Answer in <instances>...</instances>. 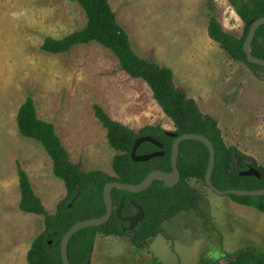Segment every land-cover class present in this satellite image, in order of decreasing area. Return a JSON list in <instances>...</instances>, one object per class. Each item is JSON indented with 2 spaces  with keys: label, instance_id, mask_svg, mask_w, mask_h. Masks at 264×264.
Returning <instances> with one entry per match:
<instances>
[{
  "label": "rangeland",
  "instance_id": "obj_1",
  "mask_svg": "<svg viewBox=\"0 0 264 264\" xmlns=\"http://www.w3.org/2000/svg\"><path fill=\"white\" fill-rule=\"evenodd\" d=\"M134 52L170 69L174 83L218 122L228 146L264 166V72L233 61L208 36L210 11L202 0H108ZM213 15L224 32L240 38L245 27L227 0ZM85 13L68 0H0V264H27V253L44 231L42 216L19 209L17 170L29 177L46 212L54 214L66 189L35 141L20 135L16 117L28 97L38 117L52 123L69 160L85 173L114 177L119 153L94 114L103 108L135 132L147 126L175 131L147 84L124 73L112 52L97 43L67 54L41 50L46 38L62 39L84 29ZM189 186L202 197L200 213L179 214L137 252L127 237L96 238L90 264H198L245 246L264 251V213L218 196L202 181Z\"/></svg>",
  "mask_w": 264,
  "mask_h": 264
},
{
  "label": "trees",
  "instance_id": "obj_2",
  "mask_svg": "<svg viewBox=\"0 0 264 264\" xmlns=\"http://www.w3.org/2000/svg\"><path fill=\"white\" fill-rule=\"evenodd\" d=\"M77 3L87 19L84 29L62 39L46 38L41 50L51 55L67 54L71 49L90 43H97L109 50L117 58L121 70L133 79H141L150 89L153 99L161 111L171 120L178 136L193 134L209 139L216 152V162L212 183L220 191L264 190V166L234 146H228L222 137L218 122L204 115L196 102L189 99L186 92L174 83L173 73L166 67L141 58L132 47L127 32L119 25L108 0H68ZM208 5L210 19L209 38L220 45L235 62L246 64L251 70L264 68L249 64L243 52L248 35L249 23L264 18V0H227L244 24L245 31L236 38L222 29L213 15L215 0H202ZM255 58L264 60V25L259 28L251 44ZM97 120L107 132L109 146L117 153L113 159L114 177L102 171L85 173L80 164H74L58 137L52 123L38 117L34 101L28 97L18 110L17 128L21 136L38 143L52 162V173L63 182L66 197L57 206L54 214L46 212L39 198L34 194L29 177L20 167L17 170L21 194L19 209L25 214L42 216L44 231L34 240L27 253V264H63L61 242L66 233L77 223L99 219L106 214L103 199L104 186L109 182L139 185L154 171L172 173L171 154L174 139L162 128L147 126L135 132L112 120L102 107L93 106ZM141 137H151L163 145V157L148 162H133L131 152L135 141ZM159 151L150 143L142 144L137 155ZM209 162L208 149L194 141L183 142L180 146L178 169L181 181L168 187L163 181H155L146 191L131 194L113 190L111 197L113 214L109 221L99 227H92L76 233L68 244L70 264H90L97 236L127 237L139 252L147 249L148 242L161 233L163 224L179 214L196 211L200 213L201 195L189 186L194 179L204 182ZM257 170L261 178L243 177L240 174L249 169ZM83 193L74 201L77 190ZM232 201L244 207L255 208L264 213V197L230 196ZM123 202L122 216L135 214L132 202L142 207L143 221L133 231L128 224L119 220L116 210ZM125 229V230H124ZM150 264H160L153 258ZM198 264H264V251L255 246H245L233 254H225L215 261L201 258Z\"/></svg>",
  "mask_w": 264,
  "mask_h": 264
},
{
  "label": "water",
  "instance_id": "obj_3",
  "mask_svg": "<svg viewBox=\"0 0 264 264\" xmlns=\"http://www.w3.org/2000/svg\"><path fill=\"white\" fill-rule=\"evenodd\" d=\"M264 25V18L258 19L256 21H252L249 23V31L245 43L243 45V52L246 56V60L249 64L256 65L259 67L264 68V60L255 58L251 52V44L255 38V35L260 27ZM167 135L174 139V143L172 146V154H171V165H172V173H166L163 171H154L148 175V177L144 180L143 183L139 185H128V184H121L118 182H109L104 186L103 189V199L104 204L106 207V214L94 220H89L85 222H79L75 224L64 236L61 242V258L63 264H70L68 258V244L70 239L81 230L92 228V227H99L106 224L113 214V203H112V191L113 190H121L131 194H140L146 191L155 181H163L164 184L168 187H174L178 185L181 181V175L178 169V159L180 154V146L183 142L187 141H194L203 144L209 152V162L208 167L205 175L204 184L205 186L214 194L224 197V196H236V197H250V198H259L264 197V190L258 191H243V190H229V191H220L212 183V174L215 167L216 162V152L212 142L204 136L200 135H193V134H185L182 136H178L173 132H166ZM150 143L155 146L159 151L146 154V155H137L138 148L144 144ZM163 145L156 140L152 139L151 137H141L135 141L134 147L131 152V159L133 162H148L152 159L163 157L164 152L162 151ZM243 177H255L260 179V173L251 168L247 171H244L240 174ZM164 179V180H163ZM83 193V189L80 188L77 190L76 196L74 201H76L80 195ZM123 202L119 205L118 209L116 210V216L122 222L128 223L129 231L135 230V228L141 223L144 219V211L142 207L137 205L136 203L132 202V205L136 209V214L130 217H123L122 210H123Z\"/></svg>",
  "mask_w": 264,
  "mask_h": 264
},
{
  "label": "flooded vegetation",
  "instance_id": "obj_4",
  "mask_svg": "<svg viewBox=\"0 0 264 264\" xmlns=\"http://www.w3.org/2000/svg\"><path fill=\"white\" fill-rule=\"evenodd\" d=\"M113 212H114V211H113ZM135 214H136V211H135ZM135 214H133V215H135ZM133 215H132V216H133ZM129 217H130V216H129ZM127 224H128V223H127ZM139 224H140V223H139ZM128 227H129V224H128L127 228H125V229L128 230ZM125 229H124V230H125ZM128 231H129V230H128Z\"/></svg>",
  "mask_w": 264,
  "mask_h": 264
},
{
  "label": "bare ground",
  "instance_id": "obj_5",
  "mask_svg": "<svg viewBox=\"0 0 264 264\" xmlns=\"http://www.w3.org/2000/svg\"><path fill=\"white\" fill-rule=\"evenodd\" d=\"M164 180V179H163Z\"/></svg>",
  "mask_w": 264,
  "mask_h": 264
}]
</instances>
